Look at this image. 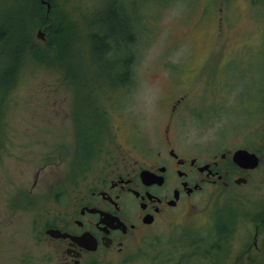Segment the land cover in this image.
Listing matches in <instances>:
<instances>
[{"label":"rangeland","instance_id":"374dc122","mask_svg":"<svg viewBox=\"0 0 264 264\" xmlns=\"http://www.w3.org/2000/svg\"><path fill=\"white\" fill-rule=\"evenodd\" d=\"M50 1L52 22L66 27L64 62L25 53L1 104L0 264H52L44 226L54 199L50 188L70 171L72 150L64 160L55 150L72 140L75 104L78 126L99 134L101 145L109 140L124 150L129 143L123 134L136 132L137 140L154 141L173 106L190 112L173 129L177 137L195 146L215 141L221 149L249 138L248 106L264 94V0ZM46 10L35 0H0V30L11 34L0 42V80L10 64V24L20 17L33 42L44 47L38 14ZM105 35L113 38L109 50L98 47ZM247 190L232 184L197 194V215L117 264H190L175 250L197 235L203 248L202 236L223 217L227 240L210 264L259 255L247 245L264 205Z\"/></svg>","mask_w":264,"mask_h":264},{"label":"flooded vegetation","instance_id":"af4514ba","mask_svg":"<svg viewBox=\"0 0 264 264\" xmlns=\"http://www.w3.org/2000/svg\"><path fill=\"white\" fill-rule=\"evenodd\" d=\"M219 53L222 60L223 53ZM173 105L178 107V103ZM75 108L76 104L72 110V140L55 150L60 160L68 150L72 153L68 155L69 173L50 188L54 199L47 211L44 242L52 253V264L127 262L160 232L197 215L199 202L195 196L217 187L233 184L237 191L249 188L247 197H258L264 205V94L262 100L248 106L245 136L249 138L221 149L215 141L195 146L177 137L173 129L190 112H178L173 106L154 141L143 143L136 139V132L133 136L123 134L129 143L124 150L109 140L101 145L99 134H84L78 126ZM68 144L74 148L68 149ZM237 149L255 153L258 165H238L233 159ZM252 225L248 252L255 248L260 254L246 256L235 264H264V207ZM50 228L58 229L60 234H48Z\"/></svg>","mask_w":264,"mask_h":264},{"label":"trees","instance_id":"16d2710c","mask_svg":"<svg viewBox=\"0 0 264 264\" xmlns=\"http://www.w3.org/2000/svg\"><path fill=\"white\" fill-rule=\"evenodd\" d=\"M35 6L39 9H44L45 5L41 3L40 0H35ZM39 21L42 26L43 33L47 34V42L46 46L41 47L40 45L33 42L32 37L29 35V31H26L24 26V21L21 20L20 17L16 16L13 23L10 24L11 29L10 32L14 35V40L12 42V47L9 49V65L5 69V71L1 75L0 80V115H1V104L4 98V90L12 85L15 81L17 73L20 71L21 65L23 63L24 58L26 57L25 53L33 52L34 54H39L42 59H57L65 57L66 43L61 42V38L66 34V27L61 26L60 24H55L52 22V13L51 11H47L46 13L39 11ZM26 22H30V19H24ZM6 29L0 30V42H4L7 39L8 35L6 34ZM96 38L97 35H94ZM10 37V36H9ZM101 42L98 44V47H102L109 50L111 48L110 42L112 41V37L105 35L104 37H100ZM110 47V48H109ZM2 53L5 54V50L2 49ZM47 57V58H46ZM62 63L64 62L61 59ZM126 67L128 68V62L126 61ZM73 70V69H72ZM74 71V70H73ZM76 73V72H75ZM77 76V75H76ZM75 77V75H74ZM80 87V92L83 91V88ZM95 100L93 101L94 104ZM94 110H97L96 108ZM226 223L225 217H223V221H220L218 225L214 226L205 236H201L204 239V247L202 248L201 241L202 238L200 236H195L190 240L189 245L182 246L176 249L175 254L181 260H188L190 264H210L211 261L215 258L218 251H220L222 245L221 242L227 240L226 234ZM222 240V241H221ZM223 244V243H222ZM167 264V263H165Z\"/></svg>","mask_w":264,"mask_h":264},{"label":"water","instance_id":"95a60500","mask_svg":"<svg viewBox=\"0 0 264 264\" xmlns=\"http://www.w3.org/2000/svg\"><path fill=\"white\" fill-rule=\"evenodd\" d=\"M40 1L42 4H45L47 6V11L49 12L51 9V2L49 0ZM233 159L238 165L242 167H255L259 162V157L255 153L249 152L246 149H237L233 155ZM47 233L52 236H56L60 234V231L58 229L50 228L47 230Z\"/></svg>","mask_w":264,"mask_h":264}]
</instances>
